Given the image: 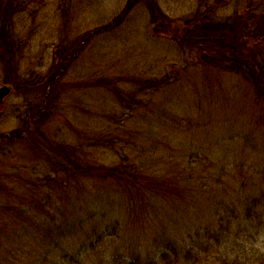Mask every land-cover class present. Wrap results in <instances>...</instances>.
I'll return each instance as SVG.
<instances>
[{
    "label": "rangeland",
    "instance_id": "374dc122",
    "mask_svg": "<svg viewBox=\"0 0 264 264\" xmlns=\"http://www.w3.org/2000/svg\"><path fill=\"white\" fill-rule=\"evenodd\" d=\"M206 1L217 0H155L161 11L157 14L152 0H140L123 23L90 41L84 40L88 34L119 21L127 0H28V9L15 16L17 37L26 43L19 75L43 76L54 66L57 47L68 52L69 45L73 51L52 89V110L42 115L45 135L86 145L88 138L103 137L110 144L93 147L92 157L107 164L122 159L140 166L152 163L151 183L168 178L173 184L182 178L179 171L189 180L194 173L198 190L176 199L172 197L179 194H164L162 208L156 210L115 183L90 182L68 198L65 192L54 193L50 182L46 190L54 194L42 207L34 204L30 192L31 180L45 171L34 166L36 143L2 145L0 264H127L132 257L150 264L156 243L193 233L190 227L200 219L195 217L197 207L208 210L215 199L213 193L210 199L201 195L205 188L226 199L238 194L237 202L248 189H264V98L252 87L244 89L237 77L209 74L212 70L197 63L189 43L182 45L156 30L155 17L195 20ZM224 2L221 17L243 8L245 0ZM3 81L0 67V86ZM139 85L146 86L143 95H138ZM114 88L124 90L123 103L109 90ZM134 96L143 101L130 109ZM24 100L14 90L0 106V135L21 127L31 113ZM46 205L55 208L42 212ZM75 221L83 232L71 229ZM61 233L62 241L57 238ZM262 242H256L260 253ZM227 254L237 255L212 244L195 253L189 264L197 258V264H219L218 256ZM248 254H238L243 263L260 264L255 260L259 255Z\"/></svg>",
    "mask_w": 264,
    "mask_h": 264
},
{
    "label": "trees",
    "instance_id": "16d2710c",
    "mask_svg": "<svg viewBox=\"0 0 264 264\" xmlns=\"http://www.w3.org/2000/svg\"><path fill=\"white\" fill-rule=\"evenodd\" d=\"M139 1L127 0L125 8L118 16V22L111 20L108 25L88 34L84 40L90 41L93 37L107 33L123 23ZM152 1L155 3L153 9L160 14L157 3L155 0ZM201 5L204 6L203 11H197L195 20H175L165 16L164 21H160V18L155 17L158 24L156 30L182 45L189 43L187 45L197 56V63L204 64V67L208 66L209 68H204L206 71L212 70L208 71L209 74L220 77L230 74L237 77L239 83L243 82L241 86L244 89L252 87L258 97L264 98V0H245L243 8H237L232 14L224 17L219 14V11L227 6L224 0H217L214 3L206 1ZM28 6V0H0V67L3 68V84L12 85L16 95L25 97L24 101L29 111L32 110L26 119H22L21 127L7 135H0V147L24 145L28 140L36 143L34 146H37L35 150L37 158L34 156V160L38 159V161L34 166L45 167V171L36 174L35 180H31L30 192H34L32 194L34 204L42 206L43 200L51 199V194L60 192H65L68 198H71L70 194L75 190L87 188L90 182L101 180L109 185L115 183L116 188L125 194L130 191L128 193L130 198L137 195L142 203H150V207L156 210L162 208L164 194L170 195L172 192L179 194L172 197L176 199L184 198L182 192L198 190L194 173H191L189 180L183 170L179 171L178 175L182 178L173 184H169L168 178L151 183V180H155L150 167L152 163L149 166L142 162L140 166L122 159L118 163L107 164L92 157L93 154L91 155L89 151H92L93 147L110 144L103 137L88 138L87 145L82 141L70 144L67 141L51 140L42 132L41 126L46 120L42 115L52 110L53 100H56V94H53L52 89L58 86L62 71L67 70L73 51L69 45L68 52L63 46L57 47L53 56L54 66L43 76L35 73L30 74L29 77L19 75L21 58L19 55L22 49L26 48V43L17 37L15 16L25 12ZM188 67H192L191 64H188ZM154 86L155 84H151V87ZM145 89V85L143 87L139 85L138 95H143ZM109 90L114 94L115 99L117 97L122 103L125 101L124 90L119 88ZM257 96L256 104L261 105ZM132 99L135 101H132V104L135 105L128 103L130 109H135L143 101L137 96ZM10 167H13L12 162ZM224 176L227 174L224 173ZM216 178L219 181L224 180L221 175ZM50 182L54 184V193L46 190ZM245 188L246 185L241 189ZM212 193L215 198L212 202L213 206L211 205L207 210L204 205L203 208L197 207L195 211V217L200 216V219L193 221L190 227L193 233L186 235L181 232L175 238L156 243L150 264H189L195 253L209 248L212 244L214 248L218 246L224 248L225 253L237 254H227V257L218 256L219 264H247L243 263L244 260L238 255L242 253H249L252 258L259 255L255 258L256 262L264 264V189L258 191L248 189L247 195L241 196L238 202V194L226 199L219 193L215 195L216 190L212 187L205 188L201 195H207L210 199ZM239 194L242 195L241 192ZM159 205L160 208H157ZM48 206L50 205H46L42 212L49 214L52 208H55L50 206L51 209H48ZM79 222L71 223V229L83 232L84 227ZM57 238L60 241L65 239L62 233ZM259 239L263 241L262 253L258 251L261 248L256 244ZM114 256L122 258L121 254ZM195 260L197 262L194 264L199 263L198 258ZM127 264H149V262L132 257Z\"/></svg>",
    "mask_w": 264,
    "mask_h": 264
},
{
    "label": "water",
    "instance_id": "95a60500",
    "mask_svg": "<svg viewBox=\"0 0 264 264\" xmlns=\"http://www.w3.org/2000/svg\"><path fill=\"white\" fill-rule=\"evenodd\" d=\"M14 92L12 85H3L0 87V106L4 105L6 99Z\"/></svg>",
    "mask_w": 264,
    "mask_h": 264
}]
</instances>
